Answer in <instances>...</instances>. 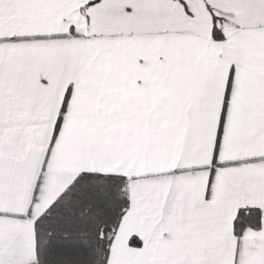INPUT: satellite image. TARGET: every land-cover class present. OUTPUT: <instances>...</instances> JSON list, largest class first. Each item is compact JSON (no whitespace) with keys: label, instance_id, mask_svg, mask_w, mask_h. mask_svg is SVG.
<instances>
[{"label":"snow or ice","instance_id":"obj_1","mask_svg":"<svg viewBox=\"0 0 264 264\" xmlns=\"http://www.w3.org/2000/svg\"><path fill=\"white\" fill-rule=\"evenodd\" d=\"M0 264H264V0H0Z\"/></svg>","mask_w":264,"mask_h":264}]
</instances>
